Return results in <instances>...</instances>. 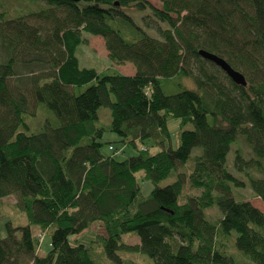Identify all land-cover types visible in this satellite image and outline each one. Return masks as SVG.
<instances>
[{"label": "trees", "instance_id": "trees-1", "mask_svg": "<svg viewBox=\"0 0 264 264\" xmlns=\"http://www.w3.org/2000/svg\"><path fill=\"white\" fill-rule=\"evenodd\" d=\"M45 1L52 8L31 13L52 25L45 35L0 5V205L16 197L28 220L6 224L0 264H96L92 250L71 241L94 224L104 235L92 245L115 264H136L118 252L155 264H264V214L233 196L248 185L264 203V0H159L161 10L140 0ZM134 2L167 24L162 40L120 12ZM83 32L104 40L112 64L130 63L135 73L80 68ZM200 50L252 70L257 82L243 88L208 72L198 64ZM184 77L195 90L181 86ZM34 107L43 119L36 128L28 123ZM101 108L109 124L100 121ZM169 118L180 121L176 149ZM189 124L193 130H185ZM107 132L119 142H103ZM239 137L253 153L246 161L234 152L246 182L228 161ZM106 145L110 155L102 153ZM126 148L134 155L120 159ZM172 174L176 180L160 187ZM137 175L153 184L148 197ZM186 186L200 194L181 204ZM213 208L216 222L206 215ZM33 226L53 230L43 257ZM124 235L139 244L127 245ZM177 237L175 246L167 241ZM229 238L237 257L225 250Z\"/></svg>", "mask_w": 264, "mask_h": 264}, {"label": "rangeland", "instance_id": "rangeland-1", "mask_svg": "<svg viewBox=\"0 0 264 264\" xmlns=\"http://www.w3.org/2000/svg\"><path fill=\"white\" fill-rule=\"evenodd\" d=\"M140 1L147 2L152 7L158 10L162 9V3L159 0H140ZM134 4L135 2L129 4L126 7L119 8V10L122 14L131 18L133 24L141 28V30L144 31L146 34H148L150 37L158 40H162V32L168 29L167 24L159 21L158 18L154 15V12L151 10V8L147 7L144 11H139ZM0 5L3 7V10L9 14L10 19L23 17L25 18V21H27L30 25L43 29L44 31L42 30V35H45V30L49 31L52 29V25L49 24L46 20L31 14V13L39 12L41 10H47L49 8H52V6H49L45 0H36V1L1 0ZM82 39L84 43L83 45L79 46V48L76 51V57L79 60L80 68L95 69L99 73L105 72L109 68H113L114 70H117L119 73L126 75L135 72V68L130 63H125L123 65H116V64H112L109 61L105 42L102 38L95 37L83 32ZM201 60L203 61V63H198L200 64L199 66H202L208 72L217 74L218 76H221L223 78L227 77L226 74L217 66L213 65L212 63L202 58ZM192 64H194L193 66H196L194 62H192ZM192 68L197 73V69H194V67ZM239 71L243 75H245L247 81H250L251 83L257 82V76L252 70L243 67ZM179 83L184 88H187L189 90H195L193 81L189 78L184 77L180 80ZM171 87H173V85ZM180 90L181 89L176 86L175 88H172V90L170 91H165V93L175 94ZM112 100L114 99L112 98ZM33 109L36 111L37 116L35 118L30 119L28 123L32 127L36 128L41 124V120L43 119L41 117V114L39 113V110L36 107H34ZM99 117H100V121L103 124H109L110 118H109L108 109L101 108L99 110ZM179 124H180L179 120L173 118H169L168 120V129L171 135V147L173 149H176L180 143ZM185 130H193V126L189 124L185 128ZM109 141L117 143L119 142V138L116 135L107 132L103 138V142L107 143ZM116 145L118 146V148L123 147V144H116ZM139 146L141 148V145ZM142 147H144V145ZM236 150L240 151L242 157L246 161L253 158V153L250 146L246 143L245 139L239 137L237 143L232 148V152H230V154L228 155L230 172L233 175H235L237 178L246 182L245 180L246 178L242 174L237 173L233 167L234 152ZM157 151L158 149L156 147L150 149L151 154L152 153L154 154ZM102 153L104 155H110V151H108L107 145L102 149ZM193 153L198 154L199 151L195 149ZM132 155H134L133 150L131 148H126L124 154H122V157H120V159H125L126 157ZM189 168H191V166H189ZM189 168H184L181 169L180 171L188 174ZM250 173L256 175L257 177H260V175L256 174L255 171H250ZM137 176L138 179L140 180L142 197H148L154 188L153 184L150 181H144V180L141 181L140 175ZM175 180L176 177L174 174H172L166 181L159 184V186L165 187L173 183ZM199 194L200 192L198 190L192 191L189 188V186H186L183 192V197L180 199V203L183 204L186 201L187 196L189 195L199 196ZM233 196L237 201L250 202L255 208H257L264 214V203L259 198L254 197L248 185H246L244 188H233ZM17 201L18 200L16 197L10 196L3 199L0 205V237L2 239L5 238L7 235L6 224L11 223L14 226H24L28 224L26 215L17 207V203H18ZM206 215H207V219L212 222H216L221 217V214L215 208L207 210ZM32 231L34 234L40 237V241H39L40 247L37 255L43 257L51 250L50 242H51V232L53 230L49 229L48 232L42 234L41 230H39V227L33 226ZM98 234L104 235V232L99 228L98 224H94L91 228L83 231L80 235L76 237H72L71 241L74 242L77 239V241L80 244H83L88 249L92 250V256L96 264H115L105 256V254L103 253V249L100 246H97L98 244L92 245V243L95 242L96 240V235ZM167 241L170 244H172V246H175L177 242H181V239L177 237L176 239H168ZM123 242L126 243L127 245L133 246L139 244V239L137 236L124 235ZM225 250L227 251L228 254H231L236 257L239 256L233 244L232 238L227 239V241L225 242ZM118 255L123 260H131L136 264H155L154 260L144 255H140L136 253L118 252Z\"/></svg>", "mask_w": 264, "mask_h": 264}, {"label": "water", "instance_id": "water-1", "mask_svg": "<svg viewBox=\"0 0 264 264\" xmlns=\"http://www.w3.org/2000/svg\"><path fill=\"white\" fill-rule=\"evenodd\" d=\"M48 1H69L73 3H78L80 0H48ZM198 54L204 60L212 62L219 69H221L235 85L243 88L247 87L248 83L245 76L241 72L232 68L231 65L225 59L206 50H200Z\"/></svg>", "mask_w": 264, "mask_h": 264}, {"label": "crops", "instance_id": "crops-1", "mask_svg": "<svg viewBox=\"0 0 264 264\" xmlns=\"http://www.w3.org/2000/svg\"><path fill=\"white\" fill-rule=\"evenodd\" d=\"M135 73V72H134ZM134 73H132V74H128L129 76H132ZM124 75H126V74H124Z\"/></svg>", "mask_w": 264, "mask_h": 264}, {"label": "built area", "instance_id": "built-area-1", "mask_svg": "<svg viewBox=\"0 0 264 264\" xmlns=\"http://www.w3.org/2000/svg\"><path fill=\"white\" fill-rule=\"evenodd\" d=\"M113 149L112 148H110V151H112Z\"/></svg>", "mask_w": 264, "mask_h": 264}]
</instances>
